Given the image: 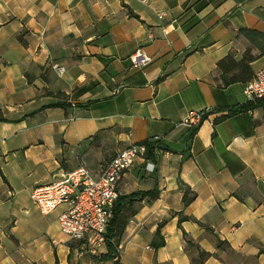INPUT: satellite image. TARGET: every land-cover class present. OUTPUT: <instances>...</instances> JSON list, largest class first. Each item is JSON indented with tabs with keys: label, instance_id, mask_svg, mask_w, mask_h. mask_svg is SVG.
I'll list each match as a JSON object with an SVG mask.
<instances>
[{
	"label": "crops",
	"instance_id": "0c3cea01",
	"mask_svg": "<svg viewBox=\"0 0 264 264\" xmlns=\"http://www.w3.org/2000/svg\"><path fill=\"white\" fill-rule=\"evenodd\" d=\"M242 28L264 32V0H0V264H264V101L215 123L249 101L218 63L252 48L264 67ZM109 134L116 153L160 140L119 182L103 260L31 193L83 162L99 172Z\"/></svg>",
	"mask_w": 264,
	"mask_h": 264
},
{
	"label": "built area",
	"instance_id": "2783aa9c",
	"mask_svg": "<svg viewBox=\"0 0 264 264\" xmlns=\"http://www.w3.org/2000/svg\"><path fill=\"white\" fill-rule=\"evenodd\" d=\"M131 61L138 67L146 65L150 59L139 49ZM54 68L60 75L65 72L58 65ZM243 93L249 100L264 99V67L244 84ZM206 113V110L190 112L182 124L198 126ZM159 140L160 137L155 136L145 143L130 144L118 151L99 172L84 166L66 172L57 181L34 188L31 200L45 216L63 208L58 218L61 232L70 239L85 242L95 253L107 243V229L119 199L120 180L134 168L138 159L147 158L148 143ZM155 167L153 162L146 164L149 172H154Z\"/></svg>",
	"mask_w": 264,
	"mask_h": 264
},
{
	"label": "trees",
	"instance_id": "16d2710c",
	"mask_svg": "<svg viewBox=\"0 0 264 264\" xmlns=\"http://www.w3.org/2000/svg\"><path fill=\"white\" fill-rule=\"evenodd\" d=\"M239 35L244 36L246 39L249 40L251 43V47L257 48L260 51V55H264V32H260L256 29L252 28H242L239 30ZM252 48H248L241 61L237 62L235 58L232 55L227 56L223 60H221L218 63V68L219 71L221 72V80L223 83V86H229L234 83H246L248 82L252 76L253 72L251 70L250 64L256 60V57L252 55ZM264 99H258V100H249L243 105H239L234 108H230L228 110V114L220 119H217L215 123H219L223 120H225L228 117L234 116L240 112H245L252 110L255 108L259 103L263 102ZM145 143V142H144ZM153 143H148V154L147 156L150 157L153 155ZM143 196H155L156 192H148V193H143ZM132 197V196H131ZM195 196L192 198H187L185 195L184 197V202L187 205L190 203ZM126 198H120L116 202L115 205V210H114V216L113 219L111 220L109 227L107 229V247H108V254L103 255L101 259L103 260H108V259H113L117 257V252L116 247L117 243H115L113 240L117 236V229H118V220L120 217L121 209L122 206L120 205L121 200H125ZM190 243V242H188ZM164 242H161L158 247L162 246ZM115 253V255L113 254ZM207 255L206 253H203V256Z\"/></svg>",
	"mask_w": 264,
	"mask_h": 264
},
{
	"label": "rangeland",
	"instance_id": "374dc122",
	"mask_svg": "<svg viewBox=\"0 0 264 264\" xmlns=\"http://www.w3.org/2000/svg\"><path fill=\"white\" fill-rule=\"evenodd\" d=\"M264 62V57L260 58L258 60V63L256 65H259ZM89 147H94L95 149H99L98 146L95 145V141H92V143H89ZM88 147V148H89ZM116 148H120V143L116 144V137L113 135H104V147L103 150L107 151V154H104V156L101 158V162H96L94 168L98 171L107 163L109 162L116 154ZM121 149V148H120ZM92 160H94L95 151H91L90 155ZM84 166L91 170V167L87 165L86 163H82V165L78 166L81 167Z\"/></svg>",
	"mask_w": 264,
	"mask_h": 264
}]
</instances>
